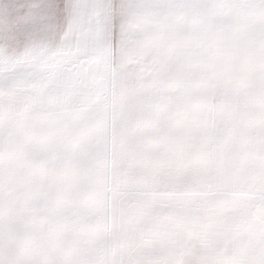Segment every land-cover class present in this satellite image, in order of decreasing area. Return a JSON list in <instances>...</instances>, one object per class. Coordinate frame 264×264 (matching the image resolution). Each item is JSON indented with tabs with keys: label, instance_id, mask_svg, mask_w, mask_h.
I'll use <instances>...</instances> for the list:
<instances>
[{
	"label": "clouds",
	"instance_id": "1",
	"mask_svg": "<svg viewBox=\"0 0 264 264\" xmlns=\"http://www.w3.org/2000/svg\"><path fill=\"white\" fill-rule=\"evenodd\" d=\"M0 264H264V0H0Z\"/></svg>",
	"mask_w": 264,
	"mask_h": 264
}]
</instances>
